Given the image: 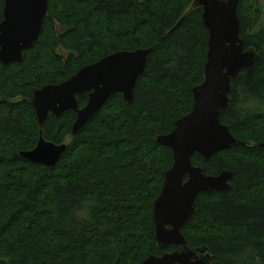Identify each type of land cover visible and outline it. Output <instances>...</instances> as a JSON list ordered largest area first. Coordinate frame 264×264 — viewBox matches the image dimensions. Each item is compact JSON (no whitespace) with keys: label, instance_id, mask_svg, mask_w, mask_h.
Listing matches in <instances>:
<instances>
[{"label":"trees","instance_id":"obj_1","mask_svg":"<svg viewBox=\"0 0 264 264\" xmlns=\"http://www.w3.org/2000/svg\"><path fill=\"white\" fill-rule=\"evenodd\" d=\"M194 0H47L39 40L20 62H0V264H139L158 247L153 204L172 151L157 143L190 112L204 79L208 30ZM0 0V22L3 19ZM240 37L257 58L232 78L220 120L248 146L194 166L234 172L225 191L200 193L182 229L205 264H264V0H238ZM148 49L127 103L112 94L75 134L73 110L39 126L33 92L118 51ZM83 107L87 94L77 96ZM66 144L50 167L21 156L40 137Z\"/></svg>","mask_w":264,"mask_h":264},{"label":"water","instance_id":"obj_2","mask_svg":"<svg viewBox=\"0 0 264 264\" xmlns=\"http://www.w3.org/2000/svg\"><path fill=\"white\" fill-rule=\"evenodd\" d=\"M238 0H194L192 7L202 9V21L208 30L207 58L203 81L192 89L193 104L189 113L176 120L167 134L158 135L157 143L172 151V165L166 171L162 189L153 204L155 239L161 249H176L150 255L139 264H205L210 259L206 247L190 248L182 233L193 217L197 196L210 191H225L234 178L232 171L209 175L194 166L191 157L198 153L208 161L218 151L232 146H248L236 139L220 120V112L229 107L231 79L240 72L249 73L257 52L245 48L240 37ZM47 0H3L0 22V62H20L26 49L39 40ZM148 49L118 51L93 64L78 69L58 84H47L33 92L31 105L41 126L51 113L56 117L73 110L76 114L72 134L77 133L115 93L127 103L134 99V89L144 72ZM87 94L83 107L77 96ZM259 146L264 147V143ZM66 149L42 135L29 151L21 152L26 160L46 167L53 166Z\"/></svg>","mask_w":264,"mask_h":264}]
</instances>
